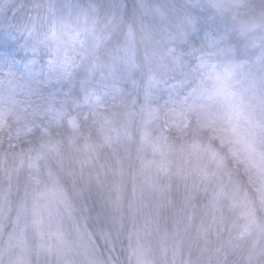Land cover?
<instances>
[{
    "label": "clouds",
    "instance_id": "obj_1",
    "mask_svg": "<svg viewBox=\"0 0 264 264\" xmlns=\"http://www.w3.org/2000/svg\"><path fill=\"white\" fill-rule=\"evenodd\" d=\"M0 264H264V0H0Z\"/></svg>",
    "mask_w": 264,
    "mask_h": 264
}]
</instances>
